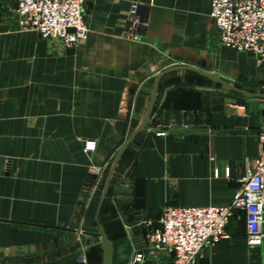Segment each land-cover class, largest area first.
Here are the masks:
<instances>
[{"label":"crops","instance_id":"crops-1","mask_svg":"<svg viewBox=\"0 0 264 264\" xmlns=\"http://www.w3.org/2000/svg\"><path fill=\"white\" fill-rule=\"evenodd\" d=\"M209 1L86 0L87 37L66 48L21 30L16 0H0V264L50 262L78 249L83 260L61 264H103L97 221L112 264H128L164 206L231 201L258 155L264 65L221 44ZM131 2L145 23L140 41L121 36ZM179 66L251 94L191 70L165 73L145 130L123 152L100 203L156 77ZM85 140L96 142L100 175L88 172ZM226 233L202 248L198 264H264V245L247 244L242 210Z\"/></svg>","mask_w":264,"mask_h":264},{"label":"built area","instance_id":"built-area-1","mask_svg":"<svg viewBox=\"0 0 264 264\" xmlns=\"http://www.w3.org/2000/svg\"><path fill=\"white\" fill-rule=\"evenodd\" d=\"M85 3L86 0H16V23L21 30H34L42 38L58 39L69 48L87 37ZM209 8L221 44L235 52L251 53L256 66L264 65V0H210ZM144 24L138 3L131 2L121 36L140 41ZM256 136L258 155L247 163L231 201L220 206H164L158 225L147 234L146 245L131 256L128 264L155 259L159 252L173 253L169 264H198L203 247L226 237L228 220L236 209L245 215L247 244L264 245V122ZM95 149V140L83 142L88 172L100 175L102 167L94 165L91 157Z\"/></svg>","mask_w":264,"mask_h":264},{"label":"water","instance_id":"water-1","mask_svg":"<svg viewBox=\"0 0 264 264\" xmlns=\"http://www.w3.org/2000/svg\"><path fill=\"white\" fill-rule=\"evenodd\" d=\"M182 69H185V70H191V71H194L196 73H199L217 83H220L221 85L233 90V91H236V92H240V93H243V94H251V93H248L246 91H243L237 87H235L234 85L222 80V79H219L215 76H212L204 71H201V70H198L194 67H189V66H179V67H172V68H168L164 71H162L155 79L154 83H153V87H152V91H151V94L148 98V101H147V105L145 107V111H144V114L139 122V124L137 125V127L131 132V134L129 135L127 141L124 143V145L119 149V151L117 152L114 160L112 161L111 165H110V168L108 170V173H107V176H106V179H105V183H104V186H103V190H102V194H101V199H100V203L103 202L104 198H105V195L107 193V190H108V187H109V184L111 182V179H112V176L114 174V171L119 163V160L123 154V152L125 151V149L131 144V142L134 140V138L136 137V135L145 130V126H146V123L151 115V112H152V109H153V105L155 103V100H156V94H157V88H158V84H159V81L161 79V77L169 72V71H174V70H182ZM264 96V95H263ZM190 130V129H188ZM196 130V129H195ZM97 226H98V236L100 237V244L102 246V250H103V264H112V246H111V242L110 240L107 239L106 237V234L102 228V226L100 225V223L97 221ZM171 255L173 256V253H171ZM72 259H79V260H83V257H82V249H78L76 251H74L73 253H70L68 255H65L63 257H60L56 260H53V261H50V262H43V263H34V264H61L63 262H66L68 260H72ZM141 264H156V262L154 260H145L143 261ZM159 264H164V263H159Z\"/></svg>","mask_w":264,"mask_h":264}]
</instances>
